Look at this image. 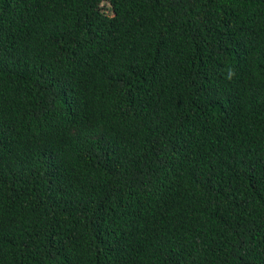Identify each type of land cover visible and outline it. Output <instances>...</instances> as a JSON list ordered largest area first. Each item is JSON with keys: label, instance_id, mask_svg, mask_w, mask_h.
Returning <instances> with one entry per match:
<instances>
[{"label": "trees", "instance_id": "obj_1", "mask_svg": "<svg viewBox=\"0 0 264 264\" xmlns=\"http://www.w3.org/2000/svg\"><path fill=\"white\" fill-rule=\"evenodd\" d=\"M0 264H264V0H0Z\"/></svg>", "mask_w": 264, "mask_h": 264}, {"label": "rangeland", "instance_id": "obj_2", "mask_svg": "<svg viewBox=\"0 0 264 264\" xmlns=\"http://www.w3.org/2000/svg\"><path fill=\"white\" fill-rule=\"evenodd\" d=\"M108 5H109L108 3H104V2H103V3H101V6H102V7H104V8H106L107 10H109V9L107 8V7H108Z\"/></svg>", "mask_w": 264, "mask_h": 264}]
</instances>
